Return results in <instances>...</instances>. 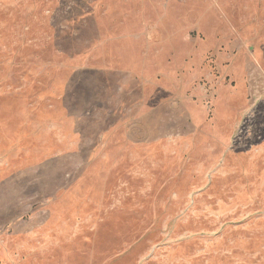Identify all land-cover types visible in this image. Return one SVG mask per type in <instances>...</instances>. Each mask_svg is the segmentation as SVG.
<instances>
[{"label":"rangeland","instance_id":"rangeland-1","mask_svg":"<svg viewBox=\"0 0 264 264\" xmlns=\"http://www.w3.org/2000/svg\"><path fill=\"white\" fill-rule=\"evenodd\" d=\"M0 264H264V0H0Z\"/></svg>","mask_w":264,"mask_h":264},{"label":"crops","instance_id":"crops-1","mask_svg":"<svg viewBox=\"0 0 264 264\" xmlns=\"http://www.w3.org/2000/svg\"><path fill=\"white\" fill-rule=\"evenodd\" d=\"M159 42V41H158ZM163 42H167V44H170V40H166V41H163ZM159 45V43H157V45H156V47ZM168 49H169V47H168ZM169 51H170V49H169ZM172 51L174 52V50L172 49ZM151 52L154 54H156V55H158V53H161L162 52V50H159V48L157 47L156 49H153V50H151ZM144 60V59H143ZM160 63V62H159ZM185 65V64H184ZM186 65H188V64H186ZM120 66V67H119ZM118 66V69L119 70H126V69H124L125 67H124V65H119ZM189 67H190V64H189ZM140 68H142V69H144V65H142ZM139 110H141L140 112H142L143 111V101H141V107H140V109Z\"/></svg>","mask_w":264,"mask_h":264},{"label":"bare ground","instance_id":"bare-ground-1","mask_svg":"<svg viewBox=\"0 0 264 264\" xmlns=\"http://www.w3.org/2000/svg\"><path fill=\"white\" fill-rule=\"evenodd\" d=\"M210 10H211V9H210ZM210 10H209V11H210ZM212 10H213V9H212ZM212 10H211V11H212ZM209 13H210V12H209ZM213 15H214V13H213ZM208 16H209V15H208ZM207 18H208V17H207ZM209 18H210V17H209ZM211 18H212V15H211ZM214 20H215V19H214ZM215 21H216V20H215ZM218 21H219V20H218ZM198 23H199V22H198ZM218 23H219V22H218Z\"/></svg>","mask_w":264,"mask_h":264}]
</instances>
